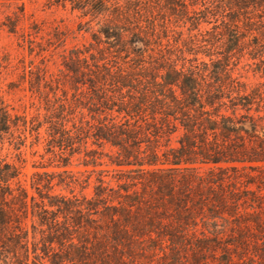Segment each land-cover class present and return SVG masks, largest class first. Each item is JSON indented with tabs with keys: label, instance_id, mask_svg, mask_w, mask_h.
Returning <instances> with one entry per match:
<instances>
[{
	"label": "trees",
	"instance_id": "1",
	"mask_svg": "<svg viewBox=\"0 0 264 264\" xmlns=\"http://www.w3.org/2000/svg\"><path fill=\"white\" fill-rule=\"evenodd\" d=\"M123 1L93 0L90 5L92 14L103 15L104 20L100 34L94 33L99 55L91 53L89 60L82 50H70L64 64L74 81L72 100L65 91L58 93L53 84L58 81L48 76L46 68L38 72L31 68L28 79L31 91L44 100L43 114L40 108L30 117L13 113L0 93V142L9 134L14 148L21 150L23 143L19 140L25 142L29 133L38 140L44 138L47 152L62 158L66 149H70V156L76 152L75 146L80 151L84 148L86 154L94 152L96 149L88 148L90 139L98 146L108 143L117 148L118 160L112 163L136 166L125 171H137L140 176H127L126 186L119 185L125 193L111 188L101 177L92 197L80 200L76 195L71 198L51 193L54 177L46 182L42 177H50L53 172H34L30 185L37 196L22 182L20 167L0 159V255L6 254V264L9 254L16 256L19 252L25 254L20 264H30V241L33 264H44L45 258L50 264L74 262L71 253L56 251L55 244L63 246L65 241L76 247V256L84 259L87 247L76 246L68 235L69 224L65 222L60 229V214L67 219L78 213L77 218L72 217L74 226L84 225L82 218L87 212L100 214L118 231L128 233V212L146 204L137 191L130 192L138 183L143 190H154L157 204L173 206L179 215V209L185 211L188 206L187 201L178 200L176 182L187 190L194 182L211 188L215 185V199L208 196L200 203L207 208L202 233L208 241L202 248L218 247L225 239L224 246L240 248L254 257L264 247L263 91L251 89L248 82L234 76L230 67L234 58L247 54V59L264 64V0H160L161 25L168 27L172 20L191 24L183 40V45L189 44L186 50L178 44L181 38L176 39L174 48L163 44L156 32L154 6L145 4L146 0ZM74 7L84 9L79 1ZM204 23L211 27L201 29ZM194 29L199 32L193 34ZM165 32L163 38L168 39ZM100 35L106 48L100 47ZM110 48L126 66L106 61L105 49ZM186 52L193 56L188 58ZM200 52L209 61L200 60ZM262 71L264 74V67ZM78 113L79 121L75 119ZM174 135L176 145H172ZM69 159L59 166L71 164ZM91 162L97 165L96 159L86 164ZM197 164H212L210 174H200ZM29 217L32 240L25 223ZM38 227L48 230L40 242L36 241ZM240 264L252 263L245 260Z\"/></svg>",
	"mask_w": 264,
	"mask_h": 264
},
{
	"label": "rangeland",
	"instance_id": "2",
	"mask_svg": "<svg viewBox=\"0 0 264 264\" xmlns=\"http://www.w3.org/2000/svg\"><path fill=\"white\" fill-rule=\"evenodd\" d=\"M77 1L84 5L83 10L74 7V3ZM92 2L93 0H0V93L10 105L11 112L27 114L28 117L36 114L39 108L42 114L45 112L44 100L39 97L38 93L32 92L30 89L28 79L31 68L35 72L46 68L48 76L52 75L58 81L53 83L57 85L58 93L62 95L65 91L69 100H72V95L76 92L74 81L64 64L66 60H69L70 50L73 48L82 50L89 60L91 53L99 55L97 50L99 43L94 38V33L100 34L99 29L104 20L103 15L95 17L92 14L90 9ZM122 2L124 1L122 0ZM145 2V4L155 7L156 32L162 37L163 44H169L167 48H174L177 45L176 39L181 38L178 44L186 50L189 44L183 45V40L188 37L190 33L188 28L191 24L188 22L184 25L182 22L176 23L172 20L168 27H164L161 25L163 19L158 14L162 11L159 5L161 1L146 0ZM207 27H211V24L201 25V29ZM165 28H167L170 43L167 38H163L166 34ZM198 32L197 29L192 31L193 34ZM100 36L103 40L100 47L106 48L105 38L103 35ZM201 44L204 42L199 45ZM105 55L106 61L111 65L116 63H118L117 65H127L113 48L105 49ZM185 55L188 58L193 56L188 52ZM198 57L200 60L209 61V58L202 52ZM247 57L248 54L243 58H234L230 67L233 69L234 76H240L243 81L248 82L251 89L263 91L261 105L264 107V74L262 71L264 64L258 59H247ZM190 63L189 61L186 65ZM80 96L81 99H85L81 93ZM256 106L255 103L253 108ZM262 109L260 114L264 115V108ZM85 112L87 113V110ZM252 113L256 115L254 109ZM80 116L79 113L75 114V119L79 121ZM86 118L91 119L88 114H86ZM68 124L71 126L72 123L68 122ZM41 131L45 134L44 127L41 128ZM18 133L19 131H15L16 135ZM27 135L25 142L19 140L23 143L21 150L14 148L11 135H5L3 142H0V159H6L19 166L22 182L30 193L37 196V192L30 185L34 172H53L50 177L47 175L42 177L45 182L46 179L54 177L55 185L51 189V193L71 198L76 195L80 200H83V196L92 197L101 177L109 183L111 188L125 193L123 189H119V185L126 186L125 183L129 179L127 176H140L137 171L131 173L125 171L136 166H119L116 162L112 163V161L118 160L115 153L117 148L108 143L98 146L92 144L90 139L88 148L96 149V152L86 154L84 148H81L80 151L79 146H75L76 152L70 156V149H66L63 152L65 158H62L60 155L47 152L44 138L38 140L35 135L29 133ZM15 139L19 138L16 136ZM177 143V135H174L172 145ZM68 157H70L71 164L66 167L59 166L68 160ZM92 159H96V166L92 162L86 164ZM197 167L198 172L206 176L210 174L212 164H197ZM65 169L67 171H64ZM188 172L191 171L184 173ZM252 173L257 174L258 172L253 171ZM180 177L178 173L177 179ZM59 181L61 184H56ZM67 182L70 185H67ZM176 184H178V187L175 188L178 200H183V203L187 201L188 206L185 209L186 213L184 208L179 209L180 215L173 206L163 207L157 204L156 194L151 187L143 190L141 183H138L137 186L131 188L130 192L137 191L139 197L141 196L140 199H143L146 204L143 203L140 208L134 207L128 212L130 219L126 225L128 233L122 232V230L118 231L113 222L101 217L100 214L85 213V218L84 216L82 218L84 225L81 226H74L72 222V217H74L73 219L77 218L78 213L71 214L72 217L68 216L67 219L63 214H60L62 222L59 226L60 229H64L66 223L69 224L68 235H72L77 247H87L88 253L84 259L76 256L77 249L69 244V241H65L63 246L56 243V251H66L74 255L75 261L65 264H240L245 260L252 264L263 263L264 247L259 249V253L255 252L254 257L251 254L249 256L248 253H242L240 248L235 250L232 246H224L225 239L218 243V247L202 248L208 241L202 233L203 213L207 212V208L200 206V203L208 196L215 199L212 189L217 187L214 185L211 188L205 183L200 186L194 182L187 190V188L179 187L180 182H176ZM253 188L256 186L254 185ZM42 189L46 191L44 186ZM178 190L180 192H177ZM115 203L117 202L115 201ZM88 222L90 224H87ZM25 223L30 230V239L32 240L31 218H27ZM36 233V241L40 242L41 237L46 235L48 230L41 231L38 227ZM250 244L254 245L255 242L250 241ZM252 245H250L251 249ZM29 246L31 248L29 262L33 264L34 254L31 241ZM39 251L41 252V250ZM5 255H0V264H6L4 259L7 256ZM23 260H25L23 252H19V255L16 256L9 254L7 259L8 264H20V261ZM43 262L50 264L48 258L43 259Z\"/></svg>",
	"mask_w": 264,
	"mask_h": 264
}]
</instances>
